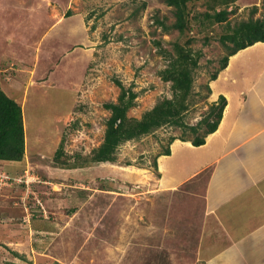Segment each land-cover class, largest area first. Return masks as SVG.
I'll return each instance as SVG.
<instances>
[{
	"label": "rangeland",
	"instance_id": "rangeland-1",
	"mask_svg": "<svg viewBox=\"0 0 264 264\" xmlns=\"http://www.w3.org/2000/svg\"><path fill=\"white\" fill-rule=\"evenodd\" d=\"M37 1L0 0V57L7 56L0 61V88L22 107L25 134L21 162H0V173L11 177L0 183V264H227L226 253L199 248L202 213L183 201L186 186L178 187L177 180L171 189L161 184L158 154L171 136L181 135L180 128L166 125L125 141L112 162L87 161L104 136L110 114L104 103L116 101L120 91L114 80L136 93L130 117L140 118L172 96L160 71L176 41L191 39L188 45L200 51L183 119H201L218 99L211 88L222 84L219 68L227 53L220 41L225 22L209 24L202 14L212 4L217 10L224 5L192 0L191 16L199 18L181 34L158 24L174 21L162 0ZM231 9V24L258 18L264 0H236ZM59 14L63 23L49 28ZM61 141L63 152L56 156ZM193 155L184 149L167 158L174 169L168 177L183 174ZM34 221L50 232L28 239L23 233ZM11 230L17 237L2 238ZM7 240L18 245L17 254ZM255 241L250 236L248 247L238 244L236 256H244L245 264H264L263 247H251Z\"/></svg>",
	"mask_w": 264,
	"mask_h": 264
},
{
	"label": "crops",
	"instance_id": "crops-1",
	"mask_svg": "<svg viewBox=\"0 0 264 264\" xmlns=\"http://www.w3.org/2000/svg\"><path fill=\"white\" fill-rule=\"evenodd\" d=\"M59 17L53 19L49 28L63 23L64 18L60 14ZM4 53L0 61L7 59ZM9 56L17 59L18 54L11 51ZM219 75L222 84L211 88L210 95L213 100L220 94L226 98L217 129L199 146L188 140H173L170 154L161 155L157 165L161 184L171 189L177 180L178 187L186 186L184 191L189 197L183 201L193 203L198 213H202L198 220L199 248L210 254L226 253L227 264H245L244 256H236L238 244L249 246L244 243L245 238L257 237L251 247L260 251L262 246L264 250V42H255L229 56ZM184 149L194 154L192 165L184 162L180 172L183 174L168 177L174 169L167 164V158ZM0 162L18 164L21 161ZM41 226L34 221L33 229L23 234L31 239L50 232ZM15 237L16 231L11 230L2 238ZM10 241H5V245L19 252L18 245H10ZM11 262L4 264H14Z\"/></svg>",
	"mask_w": 264,
	"mask_h": 264
},
{
	"label": "trees",
	"instance_id": "trees-1",
	"mask_svg": "<svg viewBox=\"0 0 264 264\" xmlns=\"http://www.w3.org/2000/svg\"><path fill=\"white\" fill-rule=\"evenodd\" d=\"M172 10L174 21L166 24L164 20L157 19L165 31L176 29L183 34L189 29L192 19L189 3L192 0H162ZM217 5H224L217 10L213 4L210 5L212 11H205L202 16L208 23L225 22V31L220 36V41L227 48V53L222 57L219 70L226 67L229 56L236 53L255 42H264V10L260 17L253 15L247 19H241L231 24L227 20L229 5L236 0H213ZM254 6L251 12H256ZM202 22V21H201ZM191 39H187L185 44L178 41L173 43V53L168 54V63L160 71L161 79L170 82L172 96L164 97L146 110L140 118L130 117L127 111L135 105L136 93L130 88H125L119 80H114L120 88L116 101L104 103V107L110 114L105 121V131L101 143L92 149L87 161L89 162H112L115 160L117 147L128 140L137 139L142 135L152 133L154 130L171 125L181 129L180 136H171L167 146L160 154H170V144L175 139L190 141L193 145L199 146L205 143L208 134L214 132L222 118L226 99L219 95L206 111V113L195 124L186 123L183 119L185 111L188 109L189 96L192 92L193 71L198 66L200 51H194L188 45ZM230 42L231 45H227ZM218 71L212 74L211 79L216 78ZM210 93V87L205 85ZM62 144L56 150V156L62 154ZM25 152L24 119L22 107L12 97H9L0 88V160L20 161ZM156 167V159L153 163ZM17 254V253H15Z\"/></svg>",
	"mask_w": 264,
	"mask_h": 264
},
{
	"label": "built area",
	"instance_id": "built-area-1",
	"mask_svg": "<svg viewBox=\"0 0 264 264\" xmlns=\"http://www.w3.org/2000/svg\"><path fill=\"white\" fill-rule=\"evenodd\" d=\"M11 179V177L10 176H8V175H5V174H3V173H0V183H2V182H7V181H9ZM14 180H17L19 183H23V182H25L26 183V186L29 184V181H27V179H23V177H15V178H13Z\"/></svg>",
	"mask_w": 264,
	"mask_h": 264
}]
</instances>
